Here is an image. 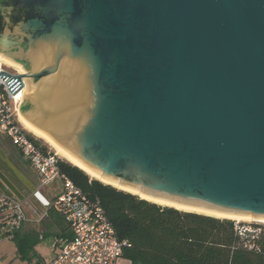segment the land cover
<instances>
[{
    "label": "water",
    "instance_id": "water-1",
    "mask_svg": "<svg viewBox=\"0 0 264 264\" xmlns=\"http://www.w3.org/2000/svg\"><path fill=\"white\" fill-rule=\"evenodd\" d=\"M0 54L19 112L101 176L264 219V0H0Z\"/></svg>",
    "mask_w": 264,
    "mask_h": 264
},
{
    "label": "trees",
    "instance_id": "trees-1",
    "mask_svg": "<svg viewBox=\"0 0 264 264\" xmlns=\"http://www.w3.org/2000/svg\"><path fill=\"white\" fill-rule=\"evenodd\" d=\"M58 167L90 200L101 205L117 238L127 242L122 258L130 264H264V225L246 226L229 218L162 206L91 178L68 161L59 159ZM52 186L55 190L50 191ZM52 186L42 189L50 201L58 194L60 182ZM34 200L46 211L44 229L21 227L5 232L1 223L0 236L15 242L17 255L26 264L32 260L43 264L36 259L35 246L40 240L52 234L70 239L72 234L62 214Z\"/></svg>",
    "mask_w": 264,
    "mask_h": 264
},
{
    "label": "built area",
    "instance_id": "built-area-1",
    "mask_svg": "<svg viewBox=\"0 0 264 264\" xmlns=\"http://www.w3.org/2000/svg\"><path fill=\"white\" fill-rule=\"evenodd\" d=\"M2 70L8 71L0 63V72ZM23 89L24 86L19 87L16 83L13 88L10 87L7 79L0 76L1 128L37 172L39 190L60 182L58 194L49 201L48 206L62 214L72 234L70 239L60 243L55 258L47 264H121L123 248L127 242L117 238L101 205L90 200L79 187L60 173V158L56 152L47 147L43 150L44 144H35L30 134L19 124L20 94ZM23 205L12 195L0 193V224L3 223V231L18 229L27 220ZM42 216H46L45 210Z\"/></svg>",
    "mask_w": 264,
    "mask_h": 264
},
{
    "label": "flooded vegetation",
    "instance_id": "flooded-vegetation-1",
    "mask_svg": "<svg viewBox=\"0 0 264 264\" xmlns=\"http://www.w3.org/2000/svg\"><path fill=\"white\" fill-rule=\"evenodd\" d=\"M1 65L6 68L8 67L2 63ZM7 70L6 72L11 75L17 71L15 69L12 71L8 68ZM19 73L21 72L19 71ZM39 184L37 172L31 166L29 160L13 144L0 125V193L11 192L13 190L21 198L20 201L24 205H28L31 202H35L32 188H38ZM12 196L15 199L19 198L18 196Z\"/></svg>",
    "mask_w": 264,
    "mask_h": 264
},
{
    "label": "bare ground",
    "instance_id": "bare-ground-1",
    "mask_svg": "<svg viewBox=\"0 0 264 264\" xmlns=\"http://www.w3.org/2000/svg\"><path fill=\"white\" fill-rule=\"evenodd\" d=\"M0 59L5 64H8L9 66H12V67L19 69V71L22 74L26 73V71L23 69V67L20 64L8 59L7 57L3 56L2 54H0ZM24 82H25V80H24ZM26 86H27V84L25 82L24 88ZM22 95H23V91L20 94L21 98H22ZM18 119H19V122L22 124V126L26 130H28V131L32 132L34 135L44 139L55 150L56 154H58L59 156H61L64 159H66L71 164L78 166L79 168L83 169L88 175L102 181L103 183L110 184L116 188L132 192V193L138 195L140 198L146 199L148 201H151V202L163 205V206H171V207L177 208L179 210L197 212V213H202V214L210 215V216H214V217H226V218H233V219H250V218H252L251 216L245 215V214H234V213L221 212V211H217V210H211V209L197 207V206H190V205L180 204L177 202H172V201L161 199V198H156V197L144 194L142 192H139L136 189H133V188L124 186L122 184H119L116 181L109 180V179L101 176V174L99 172H97V171L89 168L88 166H86L83 162H81L79 159H77L75 156H73L68 150H66L61 145H59L57 142H55V140H53L48 134H46L43 131H40L31 122H29L23 116V114H21V112H18ZM253 219L260 220V221L264 222V219H260V218H253Z\"/></svg>",
    "mask_w": 264,
    "mask_h": 264
},
{
    "label": "rangeland",
    "instance_id": "rangeland-1",
    "mask_svg": "<svg viewBox=\"0 0 264 264\" xmlns=\"http://www.w3.org/2000/svg\"><path fill=\"white\" fill-rule=\"evenodd\" d=\"M0 62L2 64H5L1 59H0ZM5 65L8 66L7 68L9 70H12L13 71V69H15V70H17L16 73L17 72L19 73V69L15 68V67H12V66H9L8 64H5ZM20 103H21V101H20ZM19 124H21V123H19ZM25 131L28 132L34 138L40 140L41 144H44L48 148V150H50L52 152H55V150L44 139H42V138L34 135L32 132H30V131H28L26 129H25ZM59 158L61 160L67 161L66 159L62 158L61 156H59ZM90 177L91 178H94L92 176H90ZM49 190L50 191H53V190H55V187L52 186V187H50ZM40 191L43 193V190L42 189H40ZM45 196L47 197L46 199L48 201H50V199H51L50 198V195L49 194H45ZM34 208H37L40 211V214L43 212L42 207L39 206V204L37 202H31L28 205L27 204L26 205H23V209H24V212H25V216L27 218V220L24 222V224H27L28 223L27 226H26L27 228L30 227V228H35L37 230H43L44 227H45V223H47L48 221L45 220V219H42V218H40V219L34 218V216L32 215ZM218 218H226V217H218ZM229 219L234 220L236 223H243L246 226H249V224L264 225V222L263 221L255 220L253 218H250V219H233V218H229ZM43 222H44V224H43ZM53 241H54V238H53L52 235H46L35 246L36 251H38L39 253H41L46 259L50 258L51 254H52V252H51V246H52ZM16 256H18V255H17V249H16L15 242L12 241L9 238H6L4 236H0V264H21L23 261L22 260H19L18 257H16ZM121 264H130V262L128 260H125V259L122 258L121 259Z\"/></svg>",
    "mask_w": 264,
    "mask_h": 264
},
{
    "label": "crops",
    "instance_id": "crops-1",
    "mask_svg": "<svg viewBox=\"0 0 264 264\" xmlns=\"http://www.w3.org/2000/svg\"><path fill=\"white\" fill-rule=\"evenodd\" d=\"M43 212H44V210H43ZM42 212V213H43ZM42 213L40 214V211L37 209V208H34V210H33V216H34V218H36V219H40V218H42V219H45V217L46 216H42L41 217V215H42ZM28 224V223H27ZM27 224H24L23 223V225H21V227H26L27 226ZM20 227V228H21ZM35 229V228H34ZM37 230V229H36ZM52 236H53V238H54V241H53V243H52V246H51V252H52V254H51V256H50V258H48V259H46L41 253H39L38 251H36V249H35V251H36V253H37V257H36V259H37V261H40V262H42L43 264H47V263H49V262H51L54 258H55V256H56V254H57V252H58V250H59V245H60V243L63 241V240H65V239H69L68 237H70V236H63V237H58V236H56L55 234H52ZM16 257H18V256H16ZM18 259L19 260H21L19 257H18ZM18 260V261H19ZM36 261L35 260H32V262H31V264H34ZM21 264H26V262H22Z\"/></svg>",
    "mask_w": 264,
    "mask_h": 264
}]
</instances>
